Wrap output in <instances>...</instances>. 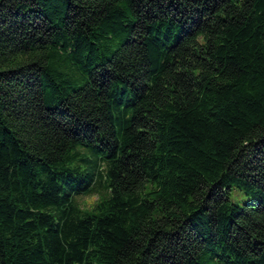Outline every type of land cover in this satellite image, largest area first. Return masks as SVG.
<instances>
[{
  "label": "trees",
  "instance_id": "1",
  "mask_svg": "<svg viewBox=\"0 0 264 264\" xmlns=\"http://www.w3.org/2000/svg\"><path fill=\"white\" fill-rule=\"evenodd\" d=\"M0 264H264V0H0Z\"/></svg>",
  "mask_w": 264,
  "mask_h": 264
},
{
  "label": "rangeland",
  "instance_id": "2",
  "mask_svg": "<svg viewBox=\"0 0 264 264\" xmlns=\"http://www.w3.org/2000/svg\"><path fill=\"white\" fill-rule=\"evenodd\" d=\"M77 200L80 202L81 205L90 207L94 205V203L96 202L97 195L87 196V197L81 196V197H78ZM232 201L235 203H239L240 205H243L247 201V198L241 195L240 193H237V194H234Z\"/></svg>",
  "mask_w": 264,
  "mask_h": 264
}]
</instances>
